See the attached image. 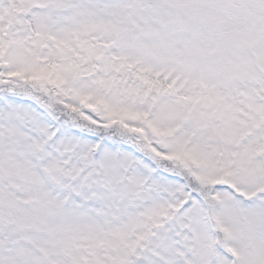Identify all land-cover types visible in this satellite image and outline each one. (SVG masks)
<instances>
[{"label":"snow or ice","instance_id":"1","mask_svg":"<svg viewBox=\"0 0 264 264\" xmlns=\"http://www.w3.org/2000/svg\"><path fill=\"white\" fill-rule=\"evenodd\" d=\"M0 264H264V0H0Z\"/></svg>","mask_w":264,"mask_h":264}]
</instances>
